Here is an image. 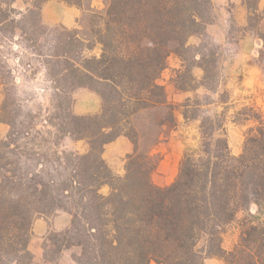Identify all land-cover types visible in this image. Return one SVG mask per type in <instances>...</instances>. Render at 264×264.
I'll return each mask as SVG.
<instances>
[{"label":"trees","instance_id":"obj_1","mask_svg":"<svg viewBox=\"0 0 264 264\" xmlns=\"http://www.w3.org/2000/svg\"><path fill=\"white\" fill-rule=\"evenodd\" d=\"M48 1L52 0H29L23 11L13 6L16 0H0V42L7 31L13 36L18 29L24 32L27 18L35 29L42 28V8ZM59 1L86 9L89 16L86 26L63 28L64 53L57 58L66 66L51 77L71 91L95 92L101 109L78 115L72 106H55L51 127L61 136L86 141L88 150L64 151L52 141L48 149L58 166L33 170L24 168L21 158L38 156L28 146L41 134L11 120L3 101L0 124L11 129L5 139L0 136V264H33L29 245L35 219L59 212L71 220L65 230L49 234L56 257L46 252L45 257L55 264L71 248L80 249L72 256L77 264H204L208 258L225 264H264L262 114L253 116L256 126L247 133L238 156L231 154L223 125L205 120L201 145L185 151L175 181L167 187L153 181L159 164L153 151L165 127L176 122V106L159 81L169 58L183 59L189 40L206 34L212 22L211 0H104L102 10L92 9V0ZM249 1V26L263 41L262 62L258 0L254 6ZM96 48L99 56H83ZM199 67L207 75L213 71ZM189 76L187 72L179 77V90H186ZM0 82L5 83L1 73ZM64 90L57 88L55 95L66 94ZM183 116L197 119L187 110ZM119 137L133 145L122 176L103 157L106 145ZM251 205L257 214L251 213ZM242 211L247 215L240 221V239L227 251L224 230Z\"/></svg>","mask_w":264,"mask_h":264},{"label":"rangeland","instance_id":"obj_2","mask_svg":"<svg viewBox=\"0 0 264 264\" xmlns=\"http://www.w3.org/2000/svg\"><path fill=\"white\" fill-rule=\"evenodd\" d=\"M56 1L61 2L59 0ZM254 1H249L251 6H254ZM25 2H29V0H16L13 6L24 11L28 6ZM65 5L68 4L65 3ZM91 6L94 10H102L105 7L104 0H92ZM88 16L89 12L81 8V15L77 18L76 24L73 27L44 25L38 30L35 29L31 20L27 18L24 23V32L18 29L14 36L8 31L3 33L6 37L5 39L2 38L0 42V73L3 74L5 82L4 85L0 82L3 101L6 100L7 108L13 115L10 117L11 120H16V123L22 128H34L36 132L41 134V138L37 137L38 139L28 146L38 156L34 159L22 156L24 168L29 167L33 170H36V168L37 170L41 168H56L58 163L52 157V150L48 149L52 148L51 142L55 140L59 142L61 150L64 151L85 153L88 150L86 141H76L69 136H61L50 125V121L55 119L54 117L57 113L54 107L59 103L67 110L72 106L74 112L77 113H84L87 110L93 112L98 108L100 98L95 92L86 88L71 91L70 86L66 85L65 82L62 80L58 82L54 81L51 77V72L53 74L55 71L66 66V63L62 59L57 58L64 53L66 36L63 28L71 31L80 28V26H86ZM249 29L255 32L250 26ZM260 30L264 31L263 29ZM76 49H79L78 46ZM227 52V47L215 43L211 36L206 33L205 35L194 36L189 40L188 50L183 59L177 55H172L169 58L167 68L163 72L159 83L166 87L169 101L176 106V115L179 113L183 114L187 110L190 117L197 119H191V121H194V126L187 133H177L183 126V123L177 121L165 127L162 142L153 151V154L159 161L162 158L160 148L169 143L173 137L188 140V146L185 148V151L188 149H198L202 141V126L207 119H213L217 125H223L228 143L230 138L234 139L232 148L229 147L231 154L238 156L232 150L239 146L241 137L239 138V132L234 137L231 136L233 134L231 124L236 123L237 125H241L242 132L247 134L250 129L256 126V122L252 119L253 116L255 114H262L264 116V100L253 103L242 101L233 104L231 102V92L222 85L226 80V75L223 71L225 62H228L230 59ZM99 55V48L91 52H83V56L85 57ZM210 60H214L216 64L211 65ZM258 63L264 73V59L262 62L258 60ZM201 64L213 70L210 75L205 74L199 67ZM199 70L203 71L200 79ZM187 72L190 75L189 78H191L188 79L185 85L186 90L181 91L178 89L177 83L181 82L179 77ZM63 86L65 87L64 91L66 94L56 96L55 92H57V88H62ZM169 86L170 88H168ZM176 91H180L181 94H177ZM186 104L189 106L185 109L184 105ZM5 125L8 127V135L11 127L9 124ZM47 133H54L56 137L53 139L51 134ZM220 133H223V131ZM0 136L2 139L7 137L1 133ZM245 141L246 139L244 141L242 139V142H244L242 149H244ZM108 190V187L104 188L103 193L106 194ZM250 211L253 214H257V207L251 205ZM246 215V212H239L237 220L225 228L223 246H231L236 241L238 243L240 234L234 228L237 229V226H240V221ZM52 217L38 216L36 219H50ZM42 247H45L46 253L50 258L56 257L55 246L46 248V244L42 243L39 239H36L32 244L33 251L40 252ZM79 253V248H71L66 252V257L59 258L57 264H65V262L69 264V258ZM34 264L48 263L44 262L42 257H40ZM152 264L156 263L153 262ZM204 264L221 263L216 258H208Z\"/></svg>","mask_w":264,"mask_h":264},{"label":"crops","instance_id":"obj_3","mask_svg":"<svg viewBox=\"0 0 264 264\" xmlns=\"http://www.w3.org/2000/svg\"><path fill=\"white\" fill-rule=\"evenodd\" d=\"M211 2L213 7L212 22L207 25L206 33L211 36L215 43L227 47V53H229L230 57L229 61L225 62L223 69L226 75V80L222 83L223 87L231 92L230 100L233 104L242 101L251 103L263 101L264 73L258 63L260 51L263 48V41L257 37L255 32L249 29L251 12L247 6V0H211ZM257 10L261 16L259 28L264 30V0H258ZM80 15L81 8L65 5L64 2L56 0L46 2L42 8L43 24L47 26L63 25L70 28L76 24L77 18ZM202 74L203 71L199 70V79ZM171 88L175 90L173 86ZM176 92L177 94H181L180 91ZM2 101L3 95L0 90V105ZM100 109L101 99H99L98 108L95 111L87 110L84 113H75L78 115L95 114ZM176 121L183 123L181 130L177 133H187L194 126V121L186 120L182 113L176 115ZM231 127L233 128L231 136L234 137L239 132V138L241 137L239 146L232 150L236 155H240L244 143L242 139L244 141L247 134L242 132L241 125L232 123ZM7 129V125L0 124V133L3 136H7ZM233 141V138L229 139V147L231 148ZM187 143V139H176L173 137L169 143L160 148L162 158L159 161L157 170L153 174V181L156 185L167 187L175 181L179 173L185 148L188 146ZM132 152V143L126 137H119L114 142L106 145L103 157L113 172L116 175L122 176L125 174L126 158ZM70 220L69 214L60 212L50 219L38 218L34 221L33 235L29 245L34 256L33 264L40 257L48 264L54 263L45 257V247H42L41 251L37 252L32 250V244L36 239H39L42 243L46 244V248L53 247L54 245L49 239V234L65 230L69 226ZM234 230H237L238 234H241V227L239 225ZM235 244L233 243L231 246L225 245L223 248L230 250ZM68 250L70 249H65L61 257H66ZM216 260L221 264H225L222 259L216 258ZM66 263L68 264V262ZM69 264H77L72 256L69 258Z\"/></svg>","mask_w":264,"mask_h":264}]
</instances>
